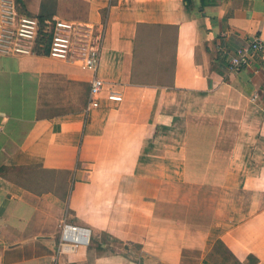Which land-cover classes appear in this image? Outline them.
<instances>
[{"label":"crops","instance_id":"1","mask_svg":"<svg viewBox=\"0 0 264 264\" xmlns=\"http://www.w3.org/2000/svg\"><path fill=\"white\" fill-rule=\"evenodd\" d=\"M43 1L22 0L21 12L37 16ZM56 2L47 19L105 26V89L86 113L92 71L0 54V264H216L213 243L228 237L264 264V51L249 67L229 62L264 39V0ZM166 68L170 81L156 80ZM202 91L240 111V135L217 205L195 220L204 208L180 213L162 185L192 180L190 97ZM63 221L90 228V244L63 248Z\"/></svg>","mask_w":264,"mask_h":264},{"label":"rangeland","instance_id":"2","mask_svg":"<svg viewBox=\"0 0 264 264\" xmlns=\"http://www.w3.org/2000/svg\"><path fill=\"white\" fill-rule=\"evenodd\" d=\"M68 11L73 12L74 9L70 6ZM166 61L168 63H165L172 64V54ZM144 70L146 75L152 73L151 70L148 71L149 69L145 68ZM164 70L166 72L156 77V80L159 78L170 81L171 68ZM240 116L239 110L230 109L219 102L212 101L211 95L207 91L192 93L189 107L186 163L188 174L192 180L182 183H163L162 185L164 198H178L181 202L180 213L185 214L184 205L204 208L205 216H201V211L196 212L194 216L195 220H202L203 217L208 216L209 209H213L217 205L220 194L223 192L221 184L224 182L225 167L232 146L240 135ZM136 186L137 184L132 181L131 188ZM154 186L153 183L147 187L154 189ZM150 198L154 197L151 196L148 199L150 200ZM242 199H245L244 194ZM216 216L220 218L227 216L228 218L224 211L217 212ZM234 218L239 220L242 215L238 214ZM190 251L196 254L199 252L198 249ZM210 259L216 264L255 263L254 256L229 237L221 242L218 240L213 243Z\"/></svg>","mask_w":264,"mask_h":264},{"label":"built area","instance_id":"3","mask_svg":"<svg viewBox=\"0 0 264 264\" xmlns=\"http://www.w3.org/2000/svg\"><path fill=\"white\" fill-rule=\"evenodd\" d=\"M44 40L41 42L40 38ZM105 39V26L66 18H54L41 26L36 16L22 13L15 0H0V54L29 56L38 49L52 58L72 61L93 72L90 83V100L86 113L101 106L105 81L97 74ZM254 51H264V39L255 38L250 44L239 47L230 58L234 71L251 65ZM107 98L121 102L122 95L110 91ZM63 248L90 244L91 229L63 221L60 224Z\"/></svg>","mask_w":264,"mask_h":264},{"label":"trees","instance_id":"4","mask_svg":"<svg viewBox=\"0 0 264 264\" xmlns=\"http://www.w3.org/2000/svg\"><path fill=\"white\" fill-rule=\"evenodd\" d=\"M15 1H16L17 7L21 11L22 10V0H15ZM56 3H57L56 0H44L42 2L41 12L36 16L39 19L41 26H43L45 21L48 20L47 18L52 17V15L54 14ZM40 40L41 42L44 40L43 36H41ZM46 52L47 51H43L42 47L41 49L40 48L38 49V54H46ZM219 242H221V240H219ZM254 258H255L254 264H256L257 258L255 256Z\"/></svg>","mask_w":264,"mask_h":264}]
</instances>
